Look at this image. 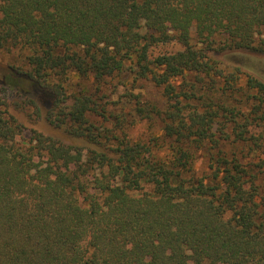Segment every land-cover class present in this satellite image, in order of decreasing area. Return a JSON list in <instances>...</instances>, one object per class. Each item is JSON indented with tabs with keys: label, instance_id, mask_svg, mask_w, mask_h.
<instances>
[{
	"label": "trees",
	"instance_id": "1",
	"mask_svg": "<svg viewBox=\"0 0 264 264\" xmlns=\"http://www.w3.org/2000/svg\"><path fill=\"white\" fill-rule=\"evenodd\" d=\"M247 49L264 0H0L23 60L0 75V264H264V78L226 59ZM125 73L164 98L132 95L148 138L101 103Z\"/></svg>",
	"mask_w": 264,
	"mask_h": 264
},
{
	"label": "rangeland",
	"instance_id": "2",
	"mask_svg": "<svg viewBox=\"0 0 264 264\" xmlns=\"http://www.w3.org/2000/svg\"><path fill=\"white\" fill-rule=\"evenodd\" d=\"M198 40V37L194 35V41ZM180 45L172 39L165 43H160L154 45L151 48V52L155 55L160 52L172 51L178 48ZM225 59L224 57L220 56ZM227 62L229 65H241L243 68L250 70L251 72L257 74L261 78H264V52L256 50H239L236 52L229 53L226 56ZM22 59L17 51L15 52H0V75L5 73L8 69V64H21ZM225 61V60H224ZM122 80V82H120ZM114 82H117L116 87L110 85ZM105 98L102 99L101 103L106 102V104L115 110V108L120 106H125L123 113L126 114V119L132 124L127 129L128 134L132 137H145L148 138L152 134L153 130L158 129V124L151 123L148 120L141 119L140 116L135 112L133 106L135 105V98L132 95H140L143 100H152L157 102L160 105H163L164 98L161 95L160 91L155 87L151 82L146 81H136L134 82L133 75L125 73L120 79H114L109 81V84L104 87ZM28 111L19 112L17 115L21 118L26 124L27 129L35 127L38 130H43L45 132L49 131V125L44 121L40 120L35 122L33 117L27 115ZM94 122L101 124V126H110L111 123L108 121L103 122L101 118L93 117ZM29 132V131H28ZM60 132V131H59ZM29 133H25V137L30 136ZM206 154L203 156V159H199L198 164L200 165V172L205 166Z\"/></svg>",
	"mask_w": 264,
	"mask_h": 264
}]
</instances>
